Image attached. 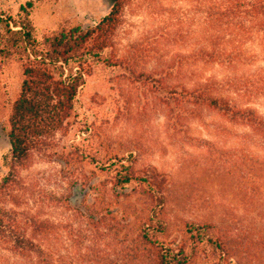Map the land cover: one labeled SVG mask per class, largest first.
<instances>
[{
    "label": "trees",
    "instance_id": "trees-1",
    "mask_svg": "<svg viewBox=\"0 0 264 264\" xmlns=\"http://www.w3.org/2000/svg\"><path fill=\"white\" fill-rule=\"evenodd\" d=\"M127 2L114 0L93 26H65L41 38L35 36L29 18L32 2L20 6L18 19L0 17V58L4 63L13 60L20 72L17 94L1 125L9 149L3 156L8 176L0 181V197L9 179L17 184L14 180L20 167H28L34 155L58 162L66 177L81 170L83 182L94 196L88 201L84 195L75 207L65 199L66 208L75 212L74 224L26 219L14 211L13 224H8L0 207V237H8L13 255L23 264H77L73 259L64 262L61 253L38 243L59 233L67 234L74 247L84 245V255L77 258L87 264H255V257L239 249L228 231L213 219L169 218V176L158 174L153 167L135 170L128 161L131 155L102 153L92 145V133L82 139L90 144L85 150L76 144L54 145L57 135L66 136L78 125L79 96L87 79L97 75L105 80L102 72L120 71L140 85H151L170 113L178 112L184 104L205 105L229 122L245 127L263 155L243 158L244 172L257 175L264 169V118L252 108H238L214 96L212 86L220 81L208 77L197 79L193 88L172 85L166 82V75L136 72L126 58L115 55L113 40L123 24ZM194 3L196 9L201 8L203 24L197 27L202 35L188 57L191 64L222 69L228 79L224 85L242 100L263 98L264 68L251 75L240 72L250 58L251 48L247 46H257L264 52V0ZM82 163L99 165V172L108 175L112 201L96 200L95 193L104 197L108 185L92 184L80 167ZM78 181L75 177L69 184ZM6 228L11 231L9 236L5 235ZM104 238L111 240L107 243V247L112 246L108 256L99 249L98 243Z\"/></svg>",
    "mask_w": 264,
    "mask_h": 264
},
{
    "label": "rangeland",
    "instance_id": "rangeland-1",
    "mask_svg": "<svg viewBox=\"0 0 264 264\" xmlns=\"http://www.w3.org/2000/svg\"><path fill=\"white\" fill-rule=\"evenodd\" d=\"M27 2L33 5L29 18L34 34L41 38L65 26H93L109 11L114 0H0V17L18 19L20 6ZM194 2L128 0L123 24L113 40L115 55L126 58L136 72L166 75V82L172 85L193 88L196 81L214 77L221 83L212 86L214 96L238 108H252L264 118V97L242 100L224 85L228 79L225 80L222 69L193 66L189 61L202 35L197 27L203 24L201 8L196 9ZM247 48H251L250 58L240 73L251 75L264 68V52L257 46ZM3 61L0 58V181L8 176L3 156L9 149L1 125L20 82L16 63ZM102 73L105 80L97 75L87 79L79 96L78 125L66 136L57 135L54 145L76 144L85 150L90 144L82 139L92 133L95 139L92 145L102 153L131 155L128 161L138 171L155 168L158 174L171 179L167 207L170 219H213L228 231L239 249L255 257V264H264V169L255 175L244 172L242 166L246 156L263 154L248 130L205 105L184 104L178 112L170 113L151 85H140L129 76L123 77L120 71ZM80 167L92 184L108 185L104 197L95 193L96 200L112 201L111 179L99 172V165L82 163ZM62 169L58 162H47L36 155L28 167H20L14 180L17 184L13 178L9 179L0 197L7 223L13 224L14 211L26 219L74 224L75 212L66 208L65 199L75 207L84 195L87 194L88 201L94 196L83 182L80 169L71 177L64 176ZM75 177L79 181L70 185ZM77 185L81 186L80 192L75 191ZM6 230L5 235L9 236L11 231ZM59 234L60 237L54 234L38 243L61 253L66 263L73 259L77 264H87L77 258L84 255V245L74 247L67 234ZM109 241L104 238L98 243L101 254H110ZM0 264H23V260L13 255L8 237L5 240L0 237Z\"/></svg>",
    "mask_w": 264,
    "mask_h": 264
},
{
    "label": "water",
    "instance_id": "water-1",
    "mask_svg": "<svg viewBox=\"0 0 264 264\" xmlns=\"http://www.w3.org/2000/svg\"><path fill=\"white\" fill-rule=\"evenodd\" d=\"M75 191L80 192L81 191V186L80 185L75 186Z\"/></svg>",
    "mask_w": 264,
    "mask_h": 264
}]
</instances>
